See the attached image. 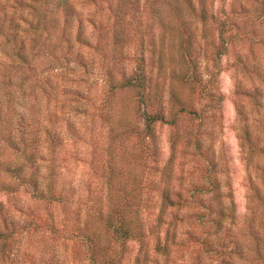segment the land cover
<instances>
[{"label":"trees","instance_id":"16d2710c","mask_svg":"<svg viewBox=\"0 0 264 264\" xmlns=\"http://www.w3.org/2000/svg\"><path fill=\"white\" fill-rule=\"evenodd\" d=\"M139 1L117 0L114 7L111 4L108 9H112V20L110 22L108 17L107 32L102 30L98 22L82 16L76 0H16V5L25 10L17 18L16 10L12 15L0 10V36L6 43L11 44L9 51L3 54L13 62H18L17 68L26 73L27 79L23 84L29 80L33 91L38 87L42 92L46 108L54 101L55 124L57 120L61 121L55 128L48 124H44L41 129L31 125L30 131H27L26 128L30 124L26 122L30 121V118L25 115L16 116V127L10 117L0 115V147L8 146L18 151L17 158L0 159V197L3 196L0 198V264H5L9 258L11 244H14L16 238L30 235L33 231L49 230L56 235L59 233L58 220L53 214L46 219H35L30 217L29 207L25 204L14 207L15 214L9 213V207L5 203L22 193L28 194L34 202L74 204L78 205L80 210L86 209L85 221L82 222V227H78L75 237L85 242L88 247L89 264H143L140 253L135 258L126 255L127 244L132 241L146 244L145 238L149 230L155 233L154 251L168 255L169 244L161 241L168 238L170 228L165 231L160 228L154 230V226L148 227V222L153 215L157 226H161V223L166 222V212L172 216L176 212L174 220H178L179 215L176 214L182 209L187 210L188 216L192 217L198 226L210 225V229L204 232L206 236L196 237L199 238L197 242L203 252L212 258L217 257L218 264H239L232 258L227 261L224 259L225 254L239 255V250L248 244L243 243L242 247L238 242H234L233 248L227 253L226 236H223L226 232L224 224L231 217L229 208L234 205L230 175H224L226 166L223 165L221 157L216 156V150L211 152L209 147L204 150L201 135L205 134L211 113L214 114L222 104V94L217 82L221 59L228 54L231 47L238 48L237 43L243 41L248 32L241 31L242 28L235 20L220 19L208 8L207 0H150L152 25L158 27L160 33L158 37L153 35L150 39L148 58L144 52L145 44L142 38V43L139 44L141 52L134 56L136 67L128 73L126 68L118 65L128 57L126 52L128 44L132 41L128 32H142L141 28L133 25ZM94 3L97 5L96 0ZM7 6L3 4V11H6ZM95 13V10L90 11L88 16L92 17ZM195 19L198 24L193 28L191 23ZM5 22H8L6 33L3 30ZM209 23L216 24L219 35L218 43L213 42L212 50L206 51L201 42L204 38L203 31ZM89 25L93 30H89ZM199 25L203 26L201 33L198 32ZM104 44L110 45V52H113L112 58L106 64L107 48L105 49ZM238 53L240 54L237 55L236 65L248 69V53ZM97 55L104 58V62L100 64L105 65L103 74L109 87L110 99L119 91L132 90L137 96V106L130 108L129 105L117 107L111 104L108 107V118L112 112L115 117L119 116L117 124L109 127L108 131L111 134L109 154L112 157L117 154L120 168L116 171L111 167L107 177V192L97 198L95 205L99 207L94 210L95 206L90 205L89 196L86 198L80 193L84 184L64 182L61 180L59 169L67 162V154H74L75 157L79 153L77 145L89 144L85 135L87 127L81 132L76 124L81 121V116L89 111L91 94L87 90V82L95 64L99 63ZM42 57L46 60L45 68L40 62L42 65L39 70L36 61ZM203 58L211 60V67L206 64L202 66ZM148 67H152L151 70H148ZM153 67L159 75L164 70L165 78H168L166 102L165 89L159 90L158 84L154 88L151 87L150 73ZM52 75L54 81L50 77ZM176 83L187 89L185 97L178 92ZM248 92L243 91L242 94L250 96ZM198 95L201 99H206V103L199 108L195 105ZM31 98L29 96L25 99V107L29 109L32 108L28 105ZM12 99L7 100L9 105L14 104ZM17 104L22 103L19 101ZM182 113L188 115L192 122L197 120L196 125H193L194 131L190 134L186 132L182 137L177 132L173 134L170 140L172 150H176L178 142H186L185 145L193 143L194 156L204 158L207 167L202 171L199 181L193 178L188 188H182V178L174 169L173 154L160 172L159 179L164 183L158 190L160 204L148 205L143 198L142 179L133 172L134 165L131 163L137 154L134 137L138 138L137 143L140 144V156L141 152L144 153L147 149L145 140L149 139L153 145L152 155L158 163L157 137L153 133V125L161 122L176 126ZM120 117L123 121H120ZM139 119L145 124V135L141 134L135 124ZM132 120L136 122L132 123ZM250 127H245L241 133L242 145H246L250 157H255L256 162L260 163L261 157L264 156V139L260 140L264 127ZM117 138L130 140L126 151L118 153V147L114 146ZM74 146L77 149L73 151L71 148ZM119 146L122 149L123 145ZM179 166L183 168L181 163ZM252 189L256 197L260 198L257 186L253 184ZM17 213L20 214L17 216ZM172 225L171 219L169 226ZM187 234L189 237L194 236L193 232ZM174 244L177 242L172 241V245ZM119 245L121 250L118 251ZM255 253L259 261H264V251L258 248ZM145 256L148 261L147 253Z\"/></svg>","mask_w":264,"mask_h":264},{"label":"rangeland","instance_id":"374dc122","mask_svg":"<svg viewBox=\"0 0 264 264\" xmlns=\"http://www.w3.org/2000/svg\"><path fill=\"white\" fill-rule=\"evenodd\" d=\"M15 1L0 0V10L7 12L8 15H12L13 11L16 10L15 17L17 18L25 10L17 6ZM94 1L76 0L82 16L84 18L90 17L89 19L98 22L102 30L107 32L108 17L110 22L112 20V9L109 10L108 7L111 4L114 7L117 0H96L97 5ZM150 3V0H140L137 4L138 8L135 12L136 18L133 25L141 28L142 32L134 30L128 32L132 38L126 52L128 57L123 59L122 63L118 65V67L126 68L128 73L136 67L134 56L141 52L139 44L142 43V38L144 39L143 44H145L144 52L148 58L150 56L149 50L151 49L150 39L153 35L158 37L160 33L159 28L152 25L153 17ZM3 4L8 5L5 8L6 11H3ZM207 5L220 19L230 18L235 20L237 21L236 23H239V27L242 28L241 31L248 32L246 38L237 43L238 48L231 47L228 54L221 59L217 82L219 91L222 94V104L220 109L214 114L211 113V117L207 120L208 125L205 130L203 129L205 134L201 135L204 141V150L208 147L211 148V152L216 150V156L221 157L223 165L226 166L224 175L226 173L229 174L231 179L234 205L229 208L231 217L224 224V231L226 232L223 235L226 236L227 253L233 248L234 242H238L242 247L243 243H248V246L246 245L241 251L239 250V255L230 256L231 254H225L224 259L227 261L232 258L239 264H264V261L257 259V253H255V249L258 248L264 251V156L261 157V162L257 163L254 159L255 157H250L248 147L242 145L241 139V133L245 127H250V125L252 128L255 125L264 127V0H207ZM93 10L96 13L92 17L88 16V13ZM5 23L6 26L3 30L6 33V31L8 32V22ZM197 24L198 22L195 19L191 26L195 28ZM88 28L90 31L93 30L90 25ZM202 28L203 26H198L199 33H201ZM203 33L204 38L201 44L204 49H207L206 51L212 50L211 44L213 42L215 44L218 43L219 30L216 28V24L209 23L206 25V30ZM94 40L96 42V39ZM104 45L105 49L107 48L106 64L112 58L113 52H110V45ZM10 46L11 44L6 43L4 38L0 36V115L10 117L15 122L14 127H16V116L25 115L26 118H30V121L26 122L30 124L26 128L27 131H30L31 125L39 126L37 127L38 129H41L44 124H48L51 128H55V125L58 127L61 121L57 120L55 124L56 118H53L56 111L54 101L46 108L44 106L45 97L42 92L38 87H35L36 89L33 91L32 87L29 86L31 85L29 80L23 84L25 79H27L26 73L17 68L18 62H13L3 54V52L9 51ZM238 52L243 53V55L248 53V69H242L236 65L237 55L240 54ZM97 60L99 63L95 64L94 71L89 75L87 82V90L91 94L89 111L86 115L83 114L81 121L76 124L81 132L84 127H87L88 130H86L85 135H87L89 144H85V146L82 144L77 145L79 153L75 157H73L74 154L72 156L67 154L65 156L67 162L59 169L61 180L64 182L84 184L80 193L86 198L89 196L90 205L95 206L94 210L99 207L96 206L97 204L95 205L97 198L107 192V177L111 167L116 171L120 168L117 154L114 157L109 154L111 134L108 131L109 127L117 124L119 116L115 117L113 112H109L111 116L108 118V107L111 104L117 107L122 105H129L130 108L137 106V96L132 90L119 91L110 99V94H108L109 87L103 74L105 65H101L104 62V58L97 55ZM36 62L37 64L43 63L41 65L45 68L46 60L43 57ZM205 64L211 67V60L207 61V58H203L202 66L204 67ZM41 65H38L39 70ZM151 68L148 67V70H151ZM166 72L168 74V70ZM150 76L152 77V88L158 84L159 90L163 91L165 89L164 100L166 102L168 99L166 88L169 82L168 78H165V71L163 70L161 75H159L157 69L153 67ZM50 77L52 81L55 80L53 75ZM176 85H178V92L182 97H185L187 89L178 83ZM243 91H249L248 94L250 96L242 94ZM29 96L32 97L28 103L32 107L31 109L25 107V99ZM9 98H13L14 104H10L11 107L7 103ZM19 101H21V105L17 104ZM195 101V105L198 108L206 103V99H201L199 95ZM44 108L45 110L43 111ZM120 121H123L121 117ZM132 121V123L136 122ZM196 121L192 122L189 120L188 115L182 113L179 115L176 126L161 122L153 125V133L157 137L158 163L155 162V158L152 155L154 153L153 145L149 139L145 140L147 149H145L144 153L141 152L140 156V144L137 143L138 138L134 137L135 154H137H134L135 156L132 158L131 163L134 165L133 172L137 173L142 179L143 198L146 199L148 205L155 204L156 206L160 204L158 190L164 184L159 179L160 172L173 154L175 156L174 169L177 170L180 178H182L181 181L179 180L182 182V188H188L193 178L196 181L200 180L202 171L207 167V161L199 156H194L195 145L193 143L185 145L186 142L183 144L178 142L176 150L173 151L170 141L175 132L182 137L186 132L190 134L194 131L192 128L193 125H196ZM81 122L84 123L82 124ZM135 124L139 127L138 130L141 134L145 135L146 128L141 119ZM14 131H16V128H14ZM263 139L264 134L260 140L263 141ZM115 141L117 142L114 146L118 147L116 149L118 153L123 150L126 151L127 145L131 143L126 138L121 140L117 138ZM119 145H123L122 149H120ZM77 148L74 146L71 149L74 151ZM17 156L18 151L15 149H11L8 146L0 147V159L12 160L17 158ZM179 163L183 165V168H180ZM253 184L257 186L260 198L256 197V193L252 189ZM173 185H176L174 181ZM228 201L230 203V198ZM5 204L9 207V213L14 214L16 213L14 207L25 204L29 207L30 217L35 219L38 217L46 219L53 214L58 220L59 229L57 235L49 230H44L42 232L33 231L30 235L16 238L14 244H11L9 258L6 259L5 264H89L88 247L85 242L75 237L78 227H82V222L85 221L86 209L82 208L80 210V207L74 204L65 205L63 203L60 205L34 202L30 200L26 193H22L14 199L11 198ZM175 213L172 216L171 213L166 212V222L161 223V226H157L153 215L150 216L148 222V227L154 226V230L160 228L165 231V229L170 228L168 238L161 241L164 244H169L168 255L154 251L155 233H151V230L148 231V235L145 238L146 244L141 245L136 241L129 242L126 255H129V258H135L140 253L143 264H218L217 257L212 258L205 251L203 252L202 247L197 242L199 238H196L203 235L206 236L204 232L210 229V225L198 226L196 221L188 216L186 209L177 212L176 215H179L178 220H174ZM19 214L17 213V216ZM171 219L173 225L170 227L169 222H171ZM188 232H193L194 236L189 237ZM172 241L177 242V244L172 245ZM117 250H121L120 245ZM146 253L149 257L148 261L147 258L145 259ZM251 259L255 261H250Z\"/></svg>","mask_w":264,"mask_h":264}]
</instances>
